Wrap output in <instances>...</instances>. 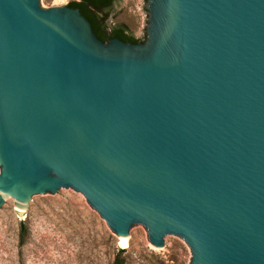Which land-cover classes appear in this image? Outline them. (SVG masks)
Masks as SVG:
<instances>
[{"label": "water", "instance_id": "water-1", "mask_svg": "<svg viewBox=\"0 0 264 264\" xmlns=\"http://www.w3.org/2000/svg\"><path fill=\"white\" fill-rule=\"evenodd\" d=\"M144 43L0 0V206L72 188L119 237L264 264V0H148Z\"/></svg>", "mask_w": 264, "mask_h": 264}, {"label": "rangeland", "instance_id": "rangeland-1", "mask_svg": "<svg viewBox=\"0 0 264 264\" xmlns=\"http://www.w3.org/2000/svg\"><path fill=\"white\" fill-rule=\"evenodd\" d=\"M71 0H39L42 8ZM148 0H116L109 20L123 23L140 43L147 40ZM126 264H190L192 252L179 236L166 235L164 245H151L147 229L133 224ZM22 239V242H21ZM119 236L85 196L72 188L29 198L22 214L12 197L0 206V264H111Z\"/></svg>", "mask_w": 264, "mask_h": 264}, {"label": "trees", "instance_id": "trees-1", "mask_svg": "<svg viewBox=\"0 0 264 264\" xmlns=\"http://www.w3.org/2000/svg\"><path fill=\"white\" fill-rule=\"evenodd\" d=\"M113 0H71L67 6L79 9L80 13L88 19L94 33L103 41L112 37H117L126 42L137 43L139 40L130 34L123 23H118L114 27L107 29L104 21L109 17ZM22 242V239H21ZM125 248H118L117 254L111 264H126V258L122 256Z\"/></svg>", "mask_w": 264, "mask_h": 264}, {"label": "flooded vegetation", "instance_id": "flooded-vegetation-1", "mask_svg": "<svg viewBox=\"0 0 264 264\" xmlns=\"http://www.w3.org/2000/svg\"><path fill=\"white\" fill-rule=\"evenodd\" d=\"M116 0H113L112 2L114 3ZM113 5V4H112ZM110 10H112V7L110 8ZM109 16H110V14H109ZM118 23H120V22H112V21H110L109 20V17L104 21V25L107 27V29H109V28H112V27H114L116 24H118ZM135 37V36H134ZM112 38H117V37H112ZM111 39V38H110ZM110 39H108L107 41H103V42H105V43H107ZM138 39V38H137ZM137 43H140V41L139 42H137Z\"/></svg>", "mask_w": 264, "mask_h": 264}, {"label": "bare ground", "instance_id": "bare-ground-1", "mask_svg": "<svg viewBox=\"0 0 264 264\" xmlns=\"http://www.w3.org/2000/svg\"><path fill=\"white\" fill-rule=\"evenodd\" d=\"M118 246L121 248H127L129 246L128 238H124L120 236L118 240Z\"/></svg>", "mask_w": 264, "mask_h": 264}]
</instances>
